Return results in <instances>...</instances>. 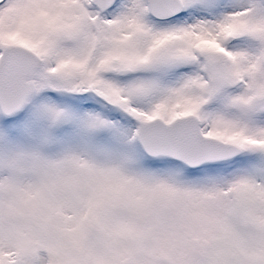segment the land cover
I'll return each mask as SVG.
<instances>
[{
	"label": "snow or ice",
	"instance_id": "6c2138e0",
	"mask_svg": "<svg viewBox=\"0 0 264 264\" xmlns=\"http://www.w3.org/2000/svg\"><path fill=\"white\" fill-rule=\"evenodd\" d=\"M0 264H264V0H0Z\"/></svg>",
	"mask_w": 264,
	"mask_h": 264
}]
</instances>
